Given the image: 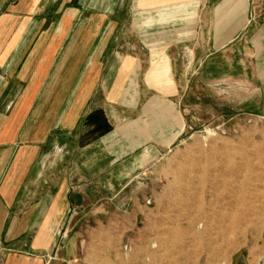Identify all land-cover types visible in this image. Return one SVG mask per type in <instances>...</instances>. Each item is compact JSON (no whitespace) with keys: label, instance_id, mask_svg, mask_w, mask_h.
Here are the masks:
<instances>
[{"label":"rangeland","instance_id":"obj_1","mask_svg":"<svg viewBox=\"0 0 264 264\" xmlns=\"http://www.w3.org/2000/svg\"><path fill=\"white\" fill-rule=\"evenodd\" d=\"M199 1L195 40L169 50L172 75L154 62L148 90L145 76L109 143L80 149L58 131L24 145L30 168L9 205L6 249L32 242L17 216L68 190L54 239L73 240V264H264V0H249L248 29L227 43L216 41L213 13L224 0ZM119 34V52H131L132 37ZM153 99L174 109L177 123L165 128L147 115Z\"/></svg>","mask_w":264,"mask_h":264},{"label":"crops","instance_id":"obj_2","mask_svg":"<svg viewBox=\"0 0 264 264\" xmlns=\"http://www.w3.org/2000/svg\"><path fill=\"white\" fill-rule=\"evenodd\" d=\"M103 1L0 0V264H73V240L58 246L54 239L66 214L57 210L61 199L72 197L68 190L45 194L51 199L48 208L41 204L15 218L29 221L21 233L33 235L29 246L24 244L22 252L4 246L9 205L19 199V182L30 168L24 145H44L58 131L80 149L109 143L145 76L147 89L154 62L161 61L172 75L176 53L169 50L195 40V17L205 7L199 0ZM219 6L213 11L216 41L227 43L248 29L249 0H224ZM96 10L101 14L86 16ZM218 13H225L221 24ZM122 30L133 39L131 52L118 50ZM145 113L157 114L165 128L178 121L175 110L158 99ZM72 135L75 142L69 141Z\"/></svg>","mask_w":264,"mask_h":264}]
</instances>
